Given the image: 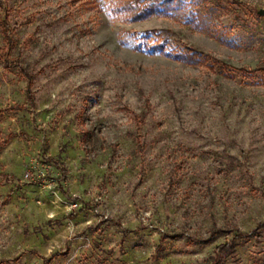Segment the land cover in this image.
I'll use <instances>...</instances> for the list:
<instances>
[{
  "label": "rangeland",
  "instance_id": "obj_1",
  "mask_svg": "<svg viewBox=\"0 0 264 264\" xmlns=\"http://www.w3.org/2000/svg\"><path fill=\"white\" fill-rule=\"evenodd\" d=\"M124 1L0 0V264H264V0Z\"/></svg>",
  "mask_w": 264,
  "mask_h": 264
},
{
  "label": "trees",
  "instance_id": "obj_2",
  "mask_svg": "<svg viewBox=\"0 0 264 264\" xmlns=\"http://www.w3.org/2000/svg\"><path fill=\"white\" fill-rule=\"evenodd\" d=\"M164 7L165 9L171 8L169 7V3H160L157 2L149 3L147 0H126L124 2H117V7H114V9L117 10V12H124L125 14L131 16V20H143L146 18H149L153 14L157 13L160 10V7ZM202 19V17H201ZM154 51H157L160 49L163 51L164 46L163 45H156L151 47ZM167 56H171V54L168 52L166 53ZM176 58L191 62V63H197L200 62L199 58L197 57L198 54L193 53H179L175 55ZM30 96V93H29Z\"/></svg>",
  "mask_w": 264,
  "mask_h": 264
},
{
  "label": "built area",
  "instance_id": "obj_3",
  "mask_svg": "<svg viewBox=\"0 0 264 264\" xmlns=\"http://www.w3.org/2000/svg\"><path fill=\"white\" fill-rule=\"evenodd\" d=\"M31 176V174H30V172H27L26 174H25V178H29Z\"/></svg>",
  "mask_w": 264,
  "mask_h": 264
},
{
  "label": "water",
  "instance_id": "obj_4",
  "mask_svg": "<svg viewBox=\"0 0 264 264\" xmlns=\"http://www.w3.org/2000/svg\"><path fill=\"white\" fill-rule=\"evenodd\" d=\"M259 12H260L261 15L264 14V10L263 9H261Z\"/></svg>",
  "mask_w": 264,
  "mask_h": 264
}]
</instances>
